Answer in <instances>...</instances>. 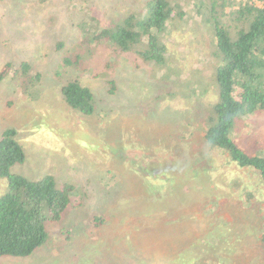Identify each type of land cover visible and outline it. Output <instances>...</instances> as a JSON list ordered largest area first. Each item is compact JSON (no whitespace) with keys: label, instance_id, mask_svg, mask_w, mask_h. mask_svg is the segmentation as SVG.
I'll use <instances>...</instances> for the list:
<instances>
[{"label":"rangeland","instance_id":"rangeland-1","mask_svg":"<svg viewBox=\"0 0 264 264\" xmlns=\"http://www.w3.org/2000/svg\"><path fill=\"white\" fill-rule=\"evenodd\" d=\"M147 1L0 0V135L14 128L25 151L11 172L73 187L49 241L0 264H264V187L202 138L220 59L193 0H172L186 16L163 36V67L95 39ZM74 79L94 94L92 116L62 99ZM233 138L264 151V114Z\"/></svg>","mask_w":264,"mask_h":264},{"label":"trees","instance_id":"trees-1","mask_svg":"<svg viewBox=\"0 0 264 264\" xmlns=\"http://www.w3.org/2000/svg\"><path fill=\"white\" fill-rule=\"evenodd\" d=\"M177 1L148 0L143 13L114 21L96 33L95 39L118 54L163 67L169 59L163 36L176 20L186 16ZM193 3L213 35L220 59L213 74L216 102L206 118L203 141L225 155L229 163L255 175L256 187H264V151H249L233 138L240 121L264 114V0ZM234 5L237 9L231 8ZM66 64L71 65L67 60ZM20 71L28 80L38 81L37 75L29 76V64H22ZM6 76V70L0 72V83ZM60 93L71 110L84 117L94 114V94L78 79L64 84ZM16 134L8 127L0 135V179L6 181V191L0 196V258H25L42 248L49 241L48 224L61 222L71 207L70 184L58 187L51 175L31 180L11 172L25 161Z\"/></svg>","mask_w":264,"mask_h":264}]
</instances>
